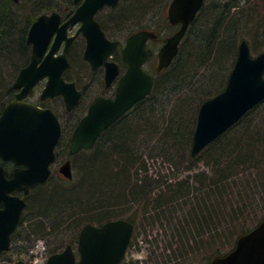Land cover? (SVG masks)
<instances>
[{
  "label": "trees",
  "instance_id": "16d2710c",
  "mask_svg": "<svg viewBox=\"0 0 264 264\" xmlns=\"http://www.w3.org/2000/svg\"><path fill=\"white\" fill-rule=\"evenodd\" d=\"M169 2L120 0L116 7L100 10L97 19L113 39L112 26L127 27L128 35L153 30L158 37L150 43L157 45L177 28L168 20ZM73 8V0H0V113L16 95L17 75L31 60L27 35L33 21L54 10L67 15ZM253 15L241 0H205L178 54L161 71L152 46L147 71L154 76L153 91L91 148L71 155L67 147L73 178L52 182L53 171L31 189L10 249L16 251L22 241L27 245L17 252L27 253L47 238L48 255L53 254L68 243L75 246L85 223L116 218L135 226L129 248L141 235L151 246L146 264H210L232 249L257 224L245 221L256 213L252 195L257 199L264 191V100L196 156L191 147L199 108L226 87ZM71 61L73 67L84 65L75 52ZM150 160L168 172L153 170ZM0 163L10 173L13 164ZM120 264L141 261L124 257Z\"/></svg>",
  "mask_w": 264,
  "mask_h": 264
},
{
  "label": "water",
  "instance_id": "95a60500",
  "mask_svg": "<svg viewBox=\"0 0 264 264\" xmlns=\"http://www.w3.org/2000/svg\"><path fill=\"white\" fill-rule=\"evenodd\" d=\"M119 1L74 0L80 5L66 21L62 22L61 14L53 11L39 15L29 29L27 41L32 45L31 61L20 70L14 83L18 92L0 114V158L17 164L10 176L0 164V254L9 250L12 234L27 205L25 198L15 192L27 195L36 184L48 180L62 133L59 118L51 108L35 105L26 98L39 81L47 79L41 99L61 95L68 110L76 107L81 91L74 82L65 81L63 72L71 66L67 53L78 33L85 37L83 57L93 69L105 65L108 83L120 74L119 64L109 60L119 41L109 39L96 19L100 9L115 7ZM203 3L204 0L170 1L168 19L179 28L166 38L158 51V71L168 67L178 54L180 43ZM77 24L80 26L76 35L70 36L69 29ZM157 36L152 30L141 29L127 37L121 50L127 67L120 77L116 95L114 98L98 97L89 106L73 131L71 154L91 148L104 130L152 92L154 78L144 69V64L153 53L148 41ZM63 42L65 45L60 52ZM263 100L264 51L253 55L248 40L243 38L226 87L199 108L191 155L199 154ZM59 171L72 179L71 159H67ZM134 229V224L126 218L101 224L85 223L76 247L68 243L62 251L49 255L46 264H120ZM18 264L25 262L19 260ZM210 264H264V221L241 234L230 251L216 256Z\"/></svg>",
  "mask_w": 264,
  "mask_h": 264
},
{
  "label": "rangeland",
  "instance_id": "374dc122",
  "mask_svg": "<svg viewBox=\"0 0 264 264\" xmlns=\"http://www.w3.org/2000/svg\"><path fill=\"white\" fill-rule=\"evenodd\" d=\"M241 4L248 11H251L252 13L254 12V15L252 16V18L250 17L249 19V22H251L252 27L251 29H249V31L246 32L247 35L245 38H247V40L249 41L250 45L253 48L252 54L257 55L260 52L264 51V0H241ZM253 23H255L254 26H253ZM109 29L113 33L115 39L121 38L120 40L122 42L124 41L125 36H127L129 33L127 27H122V25L114 26V27L112 26V27H109ZM250 39L252 41H250ZM78 40L79 41L76 44V49L78 50L77 51L78 54L81 55L83 51L84 42H82V40L80 39ZM162 43L163 42H159L157 45H152V46L156 47V50H158ZM80 68L84 70L85 66L82 65L78 67L77 65L75 72H77L78 69ZM146 68L149 69L150 67L148 66ZM41 90H42V87L35 89L33 93H31L30 99L32 101L37 102L39 100ZM49 104L55 105L57 109L56 111L61 115V117L65 121V124L69 128V124L72 123V121H70L71 114L66 113L64 110L65 108L63 109L62 106L57 105L56 102H50ZM64 142L66 144L65 147H63L61 150L60 149L58 150V152H60L61 154L59 155V159L56 162L57 165L55 163V165L52 167V170L55 171V173H53L54 178L52 179V182L53 180H55V182H59V179L64 180V178H62L61 175H59V171H58V167L63 162V160L67 157V154H68L67 153L68 138H65ZM57 149H58V146H57ZM72 163L74 164L73 158H72ZM149 164H151L150 166L153 170L161 169V171L164 173L168 172L164 170V168H162L159 163L153 160H150ZM202 166L203 165H201L200 168H202ZM258 195H261V196H258ZM257 196L258 197L256 199L255 194L252 195V198L257 203V206L255 205L257 211L254 214V216L251 217L253 219H249L245 221L246 225H255L264 217V191H262L260 194H257ZM141 238L143 239L142 235L138 238H135L136 240L134 241V243L131 245L130 248H128L124 256L126 260L128 261L140 260L141 264L147 263L145 260L148 259L151 246L147 242H144V240L142 241ZM48 240L50 239L45 238V240L43 239L37 240L34 245V248L30 249L29 252L27 253L23 250H20L21 252L19 253L17 252V250L24 248L27 245L23 243L22 241H18L15 247L16 251H14V249L13 250L10 249L9 251L2 253V255L0 256V264H17L19 260H23L25 264H45L48 258V247H47Z\"/></svg>",
  "mask_w": 264,
  "mask_h": 264
},
{
  "label": "flooded vegetation",
  "instance_id": "af4514ba",
  "mask_svg": "<svg viewBox=\"0 0 264 264\" xmlns=\"http://www.w3.org/2000/svg\"><path fill=\"white\" fill-rule=\"evenodd\" d=\"M78 6H79V4L74 3V8H73V10L71 12L68 11V9H66V11H68L67 15H64L62 10H58V12L61 14L62 22L66 21L74 13V11L76 10V8ZM104 8L105 7H103L102 9H104ZM102 9H100V10H102ZM167 9H168V6H167ZM78 28H79V25L71 27L69 29V34L70 35H76V32H77ZM109 38L112 39V40H116V39H113L111 37H109ZM78 39H80V40H82V42H84L83 51H82L81 55L78 54V52H77L78 50L76 49V44L79 41ZM64 45H65V42L62 43V48H61L60 52L63 51ZM85 47H86L85 37L82 35V33H78V35H76L74 41L72 42L71 46L69 47V50H68V53H67L68 59H69V61L71 63V66L69 68H66L64 70V72H63V78L65 79V81L74 82L76 87H77V89L81 91V97L79 99L78 104L76 105V107L74 109L68 110L66 108L64 97L61 96V95H58V96H55V97H52V98H47V99H41V97L39 96V100L37 102L32 101L30 99V96L26 99V101H28V102H31V103H34V104H37V105H40V106H43V107L50 106L55 111L57 110L55 105L54 104L50 105L49 103L50 102H56L57 105L62 106L63 109L65 108L64 110H65L66 113L71 114L70 121H72V123L69 124V128H68L67 125L65 124L64 119L58 113L59 114V119H60V122H61V127H62L61 138L63 136L65 138L69 139L68 150L70 149V142H71V137H72L73 131L77 127V125L79 124L81 119L87 114L89 106L98 97H105V98H114L115 97L120 77L123 74L124 68L126 66V64L122 61L120 50H116L114 52L113 58H111L110 60H115L119 64L121 72L113 81L108 83L107 78H106V71H107L106 66L105 65H101L98 68L93 69L92 65L88 61H86L84 59V57H83L84 51H85ZM72 52H75L77 55L80 56V60H81L82 63H84V66H85L84 70L78 69V71L75 72L77 67H75V68L73 67V64H72V61H71ZM117 53H119V55H120V61L116 58V56H117L116 54ZM46 81H47V79H43V80L39 81L37 83V86L33 89V91L35 89L41 88V87L43 89L44 86L46 85ZM33 91L31 93H33ZM40 95H41V92H40ZM67 158L68 157H66L65 159H67ZM58 159H59V157H58V154H57V159L52 164L51 167H53L55 165V163L58 161ZM3 162L10 163L11 161L7 160V161H3ZM11 163L13 164L12 168L17 166L13 162H11ZM56 165H57V163H56ZM59 175H61V177L64 178L61 173H59Z\"/></svg>",
  "mask_w": 264,
  "mask_h": 264
},
{
  "label": "bare ground",
  "instance_id": "6f19581e",
  "mask_svg": "<svg viewBox=\"0 0 264 264\" xmlns=\"http://www.w3.org/2000/svg\"><path fill=\"white\" fill-rule=\"evenodd\" d=\"M77 4H79V5H80V3H77ZM43 14H45V13H43ZM40 15H41V14H40ZM38 16H39V15H38ZM38 16H37V17H38ZM37 17H36V18H37ZM237 56H238V55H237ZM256 211H257V210H256Z\"/></svg>",
  "mask_w": 264,
  "mask_h": 264
}]
</instances>
